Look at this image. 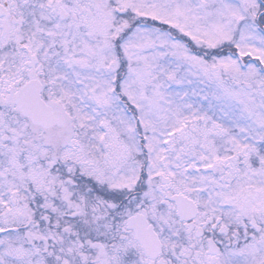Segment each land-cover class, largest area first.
Returning <instances> with one entry per match:
<instances>
[{
  "label": "snow or ice",
  "instance_id": "1",
  "mask_svg": "<svg viewBox=\"0 0 264 264\" xmlns=\"http://www.w3.org/2000/svg\"><path fill=\"white\" fill-rule=\"evenodd\" d=\"M0 264H264V0H0Z\"/></svg>",
  "mask_w": 264,
  "mask_h": 264
}]
</instances>
